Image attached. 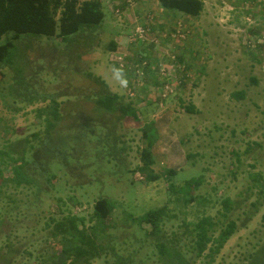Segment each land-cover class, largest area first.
<instances>
[{
  "label": "rangeland",
  "instance_id": "1",
  "mask_svg": "<svg viewBox=\"0 0 264 264\" xmlns=\"http://www.w3.org/2000/svg\"><path fill=\"white\" fill-rule=\"evenodd\" d=\"M202 1V12L192 19L164 16L158 11L157 0L144 1L148 13L135 16L140 23L148 14L153 20L165 19L159 24L165 25L164 29L180 21L188 31L187 40L172 47H179L175 52L189 67L191 78L171 97L179 96L180 101L169 108L175 118L172 129L188 155L186 166L173 177L154 168L153 174L159 177L154 182L148 181V171L138 169L141 121L129 117L116 120L118 112L109 116L104 112V118H99L92 103L80 98L99 90V85L87 78L88 73L108 83V71L113 69L105 48L123 23L113 18L110 24L107 11H103L94 40L90 39L92 29L83 27L64 39L30 34L20 35L14 42L12 54H24L27 66L23 77L31 90L41 94L69 91L78 96L63 101L60 122L46 134L44 121L36 118V112L48 101H37L38 97L31 95L32 101L26 104L8 95L12 69L7 62L1 65L5 90L0 91V150L6 143L28 139L34 145L30 164L40 181V187H10L0 200V218L8 221L0 228V245L5 246L3 235L9 234L6 246L13 247L18 263L32 264L36 253L42 257L58 249L56 240L47 238L46 221L76 215L84 217L85 228H90L94 203L107 199L114 209L107 231L95 232L103 255L92 264H113L115 260L118 264V260L121 264H161L155 239L144 236L147 226L139 227L130 219L161 207L172 216L166 217L161 234L178 240L179 247V239L188 244L185 222L207 217L218 230L230 219L236 223V231L212 264H241L254 252L247 264H264V200L257 182H264V0H256L251 7L250 0ZM134 6L140 2L134 0L129 7L132 10ZM125 24L122 34L129 30L128 22ZM13 35L5 33L0 45ZM10 62L17 73L25 66L17 60ZM24 87L22 83L17 90ZM241 91L244 96L240 99ZM57 100L64 99L60 96ZM189 105L194 108L191 114L184 110ZM148 124L144 131L149 129L147 141L153 142L156 136ZM40 140L45 142L42 148L38 147ZM198 178L200 186L185 195L184 183ZM185 196L196 200L185 204ZM225 199L231 201L232 209L223 217ZM190 262L202 264L200 260Z\"/></svg>",
  "mask_w": 264,
  "mask_h": 264
},
{
  "label": "trees",
  "instance_id": "2",
  "mask_svg": "<svg viewBox=\"0 0 264 264\" xmlns=\"http://www.w3.org/2000/svg\"><path fill=\"white\" fill-rule=\"evenodd\" d=\"M158 5L166 12L177 14L185 17L186 19L196 18L203 10L204 4L202 0H157ZM234 1V0H231ZM249 2V0H240ZM256 0H250V7L255 4ZM127 5V0H124V5ZM104 1L102 0H0V37L7 32H13L14 35L11 40L0 45V68L1 65L7 62V67L12 69V76L7 85L8 95L15 96L20 99V103L29 104L32 99L31 95H35L37 101L45 102L48 104L43 108L37 110L36 118L44 121V132L51 133L54 128L60 122L61 114L60 107L66 102L78 98L77 95L68 92H60V94H47L39 93L31 90L30 82H24L23 75L26 71V61L24 54L18 55L12 54V50L15 49L14 42L18 41L20 35H41L47 37H53L56 35L60 39H64L68 36L77 34L83 27L91 28L90 39L97 38V27L102 23L104 19L105 10ZM111 13L107 12L109 22L115 18L121 23L124 19V13L115 15V10L125 12L124 6H113L110 4ZM263 18H264V4H263ZM151 15V14H148ZM58 17V18H57ZM121 20V22H120ZM58 22V24H57ZM123 23V22H122ZM176 23V22H175ZM135 24V23H133ZM136 24L140 23L137 18ZM58 26V32L56 28ZM163 29L160 31H164ZM188 32V31H187ZM186 32V33H187ZM96 37V38H95ZM188 37V34H187ZM93 42L90 44V46ZM89 46V47H90ZM117 44L114 41L108 42L106 45V52H114ZM20 49V48H19ZM141 55V54H140ZM139 57V55H137ZM11 61L17 60L25 64L20 72H16L11 66ZM180 59V58H179ZM181 61V60H180ZM186 65V64H185ZM185 69L190 70L186 65ZM118 70V68H117ZM5 75L1 73L0 77V91L5 90L1 85ZM87 78L94 80L99 85L98 91H91L89 94H81L80 98L90 101L95 111H97V117L101 118L102 113H117L116 120L124 117H129L133 121H138L136 110L130 103L122 102V99L117 94L109 93L105 83L98 77L92 76L88 73ZM25 84L24 88L17 86ZM184 83L181 85L183 88ZM33 93V94H32ZM3 93L0 92V95ZM72 97H66V95ZM62 96V102H58L57 97ZM243 92H238L237 98H243ZM6 103V100H4ZM184 110L187 113H193L194 108L192 105L185 106ZM104 118V117H102ZM37 137V134H34ZM142 146L139 151V158L141 161V167L139 171L149 172L147 178L149 182H154L159 179L157 175H154L150 167L153 165L150 143L147 141V134L144 132L142 135ZM45 142L39 141L38 147H43ZM34 151V145L28 140L23 139L15 143H6L4 148L0 150V200L6 195L10 187L19 189L30 184L40 187V181L37 177V171L31 167V154ZM111 156V155H110ZM177 172L166 171L168 177H173ZM49 178H55L54 175H50ZM259 193L264 200V182L257 180ZM201 184V178L193 179L184 183V187L187 195L192 189L198 188ZM185 189H181L184 191ZM196 198L193 196H185L184 203H193ZM222 216L226 217L232 209V204L229 199H225L223 202ZM252 206L257 209L258 205L255 203ZM114 209L113 203L107 199H99L93 205V215L91 219H94V224L90 228H85V218L76 215H69L62 220H55L53 218L45 222L46 228L49 229L48 239H55L58 249L54 253L44 254L34 258L32 264H92L93 260L100 258L103 255V250L96 244L95 232H106L109 223L108 220ZM171 218L168 215L167 209L161 207L157 210L149 212L138 218L131 217L133 222H136L139 227L147 226L144 230L145 238H154V247L157 251V255L161 264H191L190 259L193 261H201L202 264H212L215 257L219 254L220 250L226 244V242L235 233L237 225L233 220L228 219L221 228L216 230L214 223L210 218L202 217L193 222H185L183 225L189 229L188 244H185L184 239H179L180 247L178 246V240L168 239L162 236V228L165 223V219ZM261 220L264 223V214L261 216ZM92 222V220L90 221ZM8 221L5 218H0V228L4 227ZM9 234H4V244L0 245V264H20L16 261L17 253H15L13 247L6 246L9 243ZM8 247V248H7ZM186 249L184 252L183 250ZM258 249V248H257ZM256 249V250H257ZM255 254V252H254ZM254 254L247 255L241 264H247L248 260L252 258ZM189 255V258L186 256ZM119 261V264L122 262ZM113 264H118L117 260Z\"/></svg>",
  "mask_w": 264,
  "mask_h": 264
},
{
  "label": "crops",
  "instance_id": "3",
  "mask_svg": "<svg viewBox=\"0 0 264 264\" xmlns=\"http://www.w3.org/2000/svg\"><path fill=\"white\" fill-rule=\"evenodd\" d=\"M104 1L105 9L107 12L111 13V8H109L110 4L113 6H124V9L126 10L124 12V20L122 27L118 28V33L116 35H113L110 41H114L117 44V47L115 51H121L127 55L132 56L135 59H139L141 57H137V55H148L147 52H144V49L140 45H130L127 42V35L131 31L133 24V18L137 16L138 14L142 13L144 14L147 9V7L144 6V1H150V0H136L140 2V6H134L132 10L129 6L126 4L124 5V0H102ZM157 8L160 13H164L165 15L169 16H175L179 14H172L169 12L164 11L163 9L159 8L158 1H157ZM129 9L131 10L130 12ZM149 10V9H147ZM128 12V13H127ZM148 13V12H147ZM156 15V14H155ZM133 17V18H132ZM188 19V18H187ZM165 20V19H164ZM163 19H160L159 21L153 20L155 26V31H161L165 25H159L162 22L164 23ZM128 22L129 24V30L126 31V33L122 34V32L125 30V26H127L125 23ZM166 21V20H165ZM121 22V20H120ZM172 26V25H171ZM170 26V28H171ZM179 47H175L174 50H178ZM114 51V52H115ZM108 60H109V54L112 53V51H108ZM110 62V61H109ZM111 63V62H110ZM112 70L108 71V77L107 80L108 83L102 80L108 90L114 94H117L119 97H122L121 99L124 101V103H130L131 106L136 110V114L138 116V123L141 121V125L139 126L140 132H141V139L140 142H142V135H144V132L148 134V130L144 131V127L148 126V122L152 124L153 130L155 133V139L153 142L150 143V153L153 165L150 167L151 170L154 168L160 169L162 172L166 171H174L178 172L182 170L186 166V158L188 155H186L182 150V142L179 141L177 133L174 132L172 129V123L174 122V113L171 112L169 109L172 104L175 106V101L179 102V96H177L176 99L170 98L166 100V102L163 104L162 107L158 105V87L156 86V78L152 73L147 77L146 80L141 81L139 84H137V87H133V93L135 94L133 97L128 96V90L125 88V85H129L131 83L130 76L127 74H124L123 72L119 70H115V64L111 63ZM101 78V77H100ZM133 82L134 79H132ZM109 86L111 89H109ZM182 90V87L180 91ZM180 95V94H179ZM136 122V121H135ZM142 146V143H141ZM154 172V171H153ZM156 175V174H155Z\"/></svg>",
  "mask_w": 264,
  "mask_h": 264
},
{
  "label": "built area",
  "instance_id": "4",
  "mask_svg": "<svg viewBox=\"0 0 264 264\" xmlns=\"http://www.w3.org/2000/svg\"><path fill=\"white\" fill-rule=\"evenodd\" d=\"M133 0H127L128 6L133 4ZM120 10H115V15L119 18ZM144 24H136L135 19L131 31L127 35V42L130 45H140L148 55H139L135 59L121 51H115L109 54V60L116 65L119 71L130 76L131 83L125 85L128 90V96L133 97V87H137L141 81L147 79L152 73L156 78L158 87V105L163 106L164 100L176 96L191 74L185 69V63L180 61L178 54L172 47L176 42H185L187 33L184 24L176 22L160 32L155 31L153 17L146 15ZM134 79L135 82L132 81Z\"/></svg>",
  "mask_w": 264,
  "mask_h": 264
},
{
  "label": "clouds",
  "instance_id": "5",
  "mask_svg": "<svg viewBox=\"0 0 264 264\" xmlns=\"http://www.w3.org/2000/svg\"><path fill=\"white\" fill-rule=\"evenodd\" d=\"M133 2H134V0H133ZM134 18H136V17H134ZM134 18H133V19H134ZM184 26H185V25H184ZM185 30H186V28H185ZM109 61H110V60H109ZM111 63H112V62H111ZM115 66H116V65H115Z\"/></svg>",
  "mask_w": 264,
  "mask_h": 264
}]
</instances>
